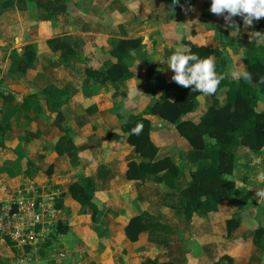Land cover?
<instances>
[{"label":"rangeland","instance_id":"1","mask_svg":"<svg viewBox=\"0 0 264 264\" xmlns=\"http://www.w3.org/2000/svg\"><path fill=\"white\" fill-rule=\"evenodd\" d=\"M65 71L62 68L58 73L64 81L66 77L72 79L73 85L66 86L70 98L61 106L62 116L56 117V112L46 109L34 119L29 117L34 114L30 110L29 116L12 118L5 146L0 148V166L5 161H9L11 168L20 162L25 166L30 159L37 167L31 176L20 173L10 177L7 172H0V197L9 201V210L16 214L15 223L20 229L17 240L9 235L0 241V264H141L146 257L187 263L185 247L189 246L190 237H200L194 229L201 220L193 214L191 221L185 222L180 219L183 214L180 216L167 203H175L177 191L184 189L191 179L187 158L190 144L173 123L147 113L161 91L148 95L139 85L134 87L133 82L126 87L109 82L107 86L95 85L94 81L84 84ZM146 71L142 70L141 77ZM76 72L83 76L81 70ZM37 75L39 87L49 82L46 74ZM9 89L19 92L18 97L23 96L30 107L43 101L36 89L26 94V85L16 84ZM213 97L199 96L189 117L198 121ZM222 97L220 91L218 98ZM258 108L264 109V100ZM138 115L150 119V138L161 147L160 154L170 155L176 164L177 173L172 179L158 182L151 173L143 179L126 177L128 162H139L142 156L126 141L127 133L121 125ZM114 133L119 137L115 138ZM67 137L77 149L75 162L67 151H58L69 146ZM204 138L213 149L214 139L207 135ZM263 151L264 148L237 151L238 165L230 177L237 186L244 187L241 198L220 203V213L209 221L220 225L224 215L230 217L243 205L241 215L246 233L250 225L257 226L251 220L254 215L264 225V200L255 196L256 189L264 188V182L258 179L264 174ZM76 181L89 187L94 185V214L71 195L69 186ZM62 193L63 206L56 207V197ZM149 213L157 219V229L140 232L136 240H130L125 233L129 219ZM59 221L68 225L65 232H59Z\"/></svg>","mask_w":264,"mask_h":264},{"label":"crops","instance_id":"2","mask_svg":"<svg viewBox=\"0 0 264 264\" xmlns=\"http://www.w3.org/2000/svg\"><path fill=\"white\" fill-rule=\"evenodd\" d=\"M210 4L211 0H180L175 5L172 0H0V123L29 116V110L34 113L29 117L34 119L48 109L43 95L38 94L43 96L41 103L34 102L30 107L23 96L18 97L19 92L10 90V87L26 85V94H30L34 89L39 93L42 87L54 83L69 91L66 86L73 85L72 79L65 76L67 81L62 80L58 71L66 69L65 73L83 81L85 67L100 68L108 61H116L117 58L110 53L112 38H141L144 46L129 51V69L142 73L148 65H153L161 69L167 82L172 81L173 73L168 69L166 60L176 48L188 49L189 43L219 48L226 58L227 69L236 61L246 68L244 46L240 41H249L248 33L259 31L255 25L263 18L245 28L242 18L234 17L240 31L233 37L230 35L232 29L224 27L223 17L210 12ZM185 8L194 11L185 12ZM61 43L69 45L70 49L67 48L66 52H72L68 53L67 62L61 59ZM24 53L28 54L29 65L22 71L24 63L19 61L18 56ZM79 70L83 73L81 77L80 72H76ZM30 72L35 73L29 75ZM139 73L117 84L126 87L133 82L134 87L139 85L145 94L153 96L161 91L145 92L142 85L146 73L142 77ZM37 74H46L49 82L39 87ZM107 82L94 84L107 86ZM220 91L223 92L221 100L218 98ZM199 96L205 97L198 94L196 106ZM215 97L223 104L226 101L225 88L217 91L210 104ZM261 99L264 100L262 95L259 102ZM192 111L182 115V118L192 119L189 117ZM5 137L7 139V132ZM220 203L217 211L203 216L195 214L201 220L194 229L200 237L195 234L196 237H190L187 242L188 260L185 264H212L224 254L232 257L231 264H264V248L255 246L252 241L251 231L255 224L250 225L246 233L247 228H243L246 223L241 219L239 229L237 227L231 236H227L225 220L229 215L223 216L220 225L209 221L220 213ZM258 219L257 215L251 218L255 223ZM217 225L220 226L219 234L215 230ZM223 260L226 261L222 259L221 264H224Z\"/></svg>","mask_w":264,"mask_h":264},{"label":"trees","instance_id":"3","mask_svg":"<svg viewBox=\"0 0 264 264\" xmlns=\"http://www.w3.org/2000/svg\"><path fill=\"white\" fill-rule=\"evenodd\" d=\"M255 28L264 31V18L255 25ZM240 43L244 46V61L247 71L251 73V82L223 80L218 90L225 88L226 101L220 104L215 97L197 122L182 118V115L195 108L199 93L193 92L191 88L178 86L173 81L167 82L161 71L153 65L147 67L143 89L145 92L161 90L160 96L148 106L147 112L157 114L173 123L180 135L190 144L187 158L191 165V179L184 189L177 191L176 202L167 203L180 216L183 214L180 219L185 222L191 221L193 214L203 216L210 211H217L221 201L240 199L244 187L237 186L235 180L230 177L238 165L237 151L239 149L255 151L264 148V109L258 108L261 95L264 98V44L257 46L249 41H240ZM110 44V53L117 58L116 61H108L100 68L85 67L84 84L90 81L123 83L125 79L139 73L129 69L128 60L131 58L130 49H139L144 46L141 38H112ZM60 47L62 48L61 59L67 62L68 53L72 52H66V50L70 47L66 43H61ZM186 50L200 58L213 57L217 73L227 70L224 53L217 47L189 43V48ZM18 57L19 61L24 63L21 69L24 71L29 65L28 54L24 53ZM39 94L45 97L47 108L56 112V117L62 116L61 106L70 98V92L67 89L48 83L40 89ZM55 120L54 123L58 122V119L56 122ZM10 124V121L0 123V148L5 146V133L10 130ZM137 125H141L142 130L138 135L132 134L131 130ZM150 127V119L142 115L126 120L121 125L122 130L127 133L126 141L133 145L142 156L139 162L135 160L128 162L126 169L128 179H143L151 173L154 174V180L160 182L172 179L177 173V166L171 156L160 154L161 147L150 138ZM205 135L214 139L213 149L205 141ZM114 137L118 138L119 134L114 133ZM27 139L30 137L28 136ZM66 139L69 146L63 149L60 147L58 151L60 153L67 151L71 157L70 160L75 162L76 146L72 143V139L69 137ZM12 168L9 167V161H5L0 166V172H7L10 177L20 173L31 176L37 167L30 159H27L25 166L20 162ZM94 189V185L89 187L77 181L69 186L73 198L80 201L84 208L92 211L93 214L97 211L92 200ZM62 195L63 193L56 197V207L63 206ZM170 196L174 197V192H171ZM241 209L243 205L225 220L227 236H231L239 226L242 219ZM157 224V219L150 213L147 216L137 214L132 216L125 225V233L130 240L134 241L140 232L145 230L152 232L157 229ZM67 228L66 223L58 222L59 232H65ZM251 236L255 246L264 248V225L261 220L251 231ZM28 249L29 245H26V250ZM222 259H226V261L223 260L224 264H231L233 260L231 256L224 254L212 264H221ZM141 264H175V262L170 259L159 261L156 258L146 257Z\"/></svg>","mask_w":264,"mask_h":264},{"label":"clouds","instance_id":"4","mask_svg":"<svg viewBox=\"0 0 264 264\" xmlns=\"http://www.w3.org/2000/svg\"><path fill=\"white\" fill-rule=\"evenodd\" d=\"M172 2L175 5L179 4L180 0H172ZM171 10L174 11V9ZM184 11H194V9L185 8ZM210 12L223 17L224 27L232 29L230 35L235 37L240 31V26L235 22L234 17H241L245 28L251 27L254 21L264 18V0H211ZM248 35L250 43L257 46L264 44V33L251 31ZM166 61L168 69L173 73L171 76L173 82L178 86L191 88L193 92L204 96L214 95L220 83L225 79L237 82L241 80L251 82L252 80L251 73L238 61L226 71L217 73L213 57L200 58L180 47L176 48ZM141 130L142 126L137 125L131 132L138 135ZM258 179L264 182V174H261ZM255 196L258 200H264V188L256 189Z\"/></svg>","mask_w":264,"mask_h":264},{"label":"built area","instance_id":"5","mask_svg":"<svg viewBox=\"0 0 264 264\" xmlns=\"http://www.w3.org/2000/svg\"><path fill=\"white\" fill-rule=\"evenodd\" d=\"M9 210V201L0 197V241L4 236H11L13 240L19 238V227L15 223L16 214Z\"/></svg>","mask_w":264,"mask_h":264}]
</instances>
